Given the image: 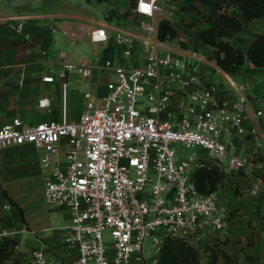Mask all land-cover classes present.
<instances>
[{
  "label": "built area",
  "instance_id": "1",
  "mask_svg": "<svg viewBox=\"0 0 264 264\" xmlns=\"http://www.w3.org/2000/svg\"><path fill=\"white\" fill-rule=\"evenodd\" d=\"M144 2L151 4V14L137 11L140 0H135L121 13L124 25L110 22L106 11L87 31L91 43L111 41L124 59L141 58L138 63L121 66L112 57L73 58L58 50V69L50 66L41 76L53 82L71 70L85 78L110 71L101 105L87 91L75 120L28 123L13 117L0 125V148L31 143L40 149L44 199L67 211L66 240L77 252L74 260L64 261L41 243L29 252V264H157L167 236L204 238L226 222L228 211L218 191L200 192L195 169L207 161L239 172L264 145L263 108L239 83L229 82L234 94L216 95L212 83L186 70L183 58L159 35L162 0ZM29 18L8 15L5 21L21 33ZM189 56L197 59L198 53ZM169 84L181 94L180 116L169 108ZM47 105V97L38 99V107ZM231 131L250 136L254 150H236ZM174 142L191 151L177 156ZM29 233L36 236L34 230ZM147 239L152 249L146 248Z\"/></svg>",
  "mask_w": 264,
  "mask_h": 264
},
{
  "label": "crops",
  "instance_id": "2",
  "mask_svg": "<svg viewBox=\"0 0 264 264\" xmlns=\"http://www.w3.org/2000/svg\"><path fill=\"white\" fill-rule=\"evenodd\" d=\"M85 1L92 3L93 0ZM94 1L93 5L110 4L106 10L111 12L110 22L124 25L122 14L131 8L126 0ZM208 9L209 5L200 0H164L162 3V20L173 29L172 35L166 33L164 37L167 44L183 60L190 57L192 49L198 52L199 48H206L204 56L207 62L201 64L207 69L215 66L217 49L202 43L197 30L206 27L204 14ZM20 14L30 16L25 20L21 33L9 28L5 21L8 15ZM99 19L100 16L92 10L70 6L67 0H0V125L13 117L28 123L48 119L72 121L84 107L85 92L89 91L92 96V87L97 86V94H103L105 81L112 76L110 71H93L90 77L85 78L71 70L64 78L56 76L53 82L41 81V76L50 66L55 71L58 69V50L66 51L73 58L88 52L102 58L112 57L113 63L121 66L139 62L141 58L124 59L119 47L111 41L91 43L88 40L87 31L94 26L92 22ZM263 28L264 16H258L245 22L230 38V42L245 54V59L239 71L231 73L232 76L222 73L228 81L241 84L249 97L264 109V66L253 65L246 55L247 48L262 34ZM82 44L87 45V53L80 51ZM198 74L203 82L215 86L216 95L234 94L231 87L227 88L220 77H216L215 71L208 69L206 73ZM80 81L87 88L78 92ZM168 87L171 92L169 108L180 116L182 111L177 102L181 94L174 85L169 84ZM41 97L48 98L46 107L37 106ZM242 124L248 128L249 121ZM230 135L236 150L244 153L254 150L250 136L243 137L233 131ZM259 152L262 159L252 161L241 174L231 177L242 187L240 193H235L228 185L221 187L225 179L217 187L220 201L228 211L224 225L207 237L185 239L196 250L198 264H208L209 250L205 246L216 241L235 264H264V145ZM39 155L40 149L31 143L0 148V238H14L18 243L16 255L22 257L18 262L8 259L0 264H29V252L41 243L45 251L64 261H72L77 256L75 246L66 240L68 232L63 227L67 211L48 205L44 199ZM29 230H34L36 236ZM217 264H225L221 256Z\"/></svg>",
  "mask_w": 264,
  "mask_h": 264
},
{
  "label": "trees",
  "instance_id": "3",
  "mask_svg": "<svg viewBox=\"0 0 264 264\" xmlns=\"http://www.w3.org/2000/svg\"><path fill=\"white\" fill-rule=\"evenodd\" d=\"M209 5L207 13L204 14L206 27L197 30L198 39L207 45L217 49L215 60L217 64L227 72H238L244 63L245 54L230 42V38L240 30L241 26L252 18L263 16L264 10L255 12L253 4L257 0H200ZM165 28L166 33L173 34V29L165 20L159 22V28ZM164 33H160V37L164 38ZM264 38V28L262 34L256 37L249 45L246 51L247 58L255 66H264V60L257 62L253 59V50L259 41ZM259 123L264 130V109L263 114L259 118ZM205 173L208 177L215 170L207 161L200 164L194 171L195 183L198 187L200 174ZM17 241L9 236L0 238V263L8 259H12L17 253ZM205 249H209L208 264H217L221 256L225 264H235L231 258L221 247L219 242H214L211 246L206 245ZM187 262V264H198V254L195 249L183 238L175 236H167L159 250L157 264H178L179 262Z\"/></svg>",
  "mask_w": 264,
  "mask_h": 264
},
{
  "label": "rangeland",
  "instance_id": "4",
  "mask_svg": "<svg viewBox=\"0 0 264 264\" xmlns=\"http://www.w3.org/2000/svg\"><path fill=\"white\" fill-rule=\"evenodd\" d=\"M257 1L258 2L255 1V3L253 4V10L255 12L264 10V0H257ZM67 3L73 7L78 6V7H84V8H87L89 10H92L95 14H97V16H100V17L103 16L104 11L108 10L109 7H111L110 4H108L107 2H103L101 4L93 5L95 3L94 0L92 1V3H87L85 0H67ZM134 3H135V0H126L127 5L130 4V6H132V4H134ZM162 3H164V0H162ZM59 5H63V4L60 3ZM127 5H126V7H127ZM259 21L261 24V20H259ZM165 31H166L165 28H162V27H161V29L159 28V35L161 32L164 33ZM165 34H166V32H165ZM164 37H166V35H164ZM80 48H81L80 51H82L83 53H87L88 47L86 44H82L80 46ZM205 49L199 48L200 51L197 52L199 59L198 58L192 59L190 57L187 58L186 63L188 65V68L193 69L195 67V65H197V63H199L198 66L194 69L195 72L203 74V73H206L208 71V69L211 72L215 71L216 77L217 78L220 77V79H221L220 81H222L224 83V85L230 89L228 81H226L227 79L224 77L222 71L226 72L229 76L233 75V74H231L232 72H227L225 69L220 67L217 64V62L215 63L214 67H208V69L205 67L204 64H201V63L207 62V58L204 56ZM193 50H195V49H192V51ZM87 54L89 55V52ZM91 56L94 57V55H91ZM252 56H253V59L257 62L264 60V38H263V40L259 41L256 48L253 50ZM213 65H214V63H213ZM215 69H217V71ZM232 78H235V77H232ZM86 88H87V86L82 81H80L78 83V90H79L78 92H80L81 90H84ZM262 90H264V88ZM91 97L93 99V102L96 105H101L100 95L97 94V86L92 87V96ZM255 103L257 104V102H255ZM174 148H175V152H176L177 156H179V157L184 156L191 151V149H183V145L180 142H174ZM196 153L203 154L204 151L202 149H198V150L196 149ZM252 154H253L251 157L252 161H259L260 159H262L261 153L259 151H257L256 153H252ZM210 164H211V167L215 170V172L211 173L208 177H206L205 173H203V172L200 174L199 177H200L201 181L198 182V187L200 188L198 190L200 192L207 193L209 191L217 190L218 189L217 187L223 183V179H225L226 182L223 185H221V187H223L224 185H228L230 189H233L235 191V193L241 192L240 189L242 187H240L238 185V183L235 182L234 180H231V177H234V175L239 174L240 172H242V170L239 172H235V173L234 172H226V171L219 169L217 166L213 165L212 163H210ZM102 235H103V239L108 242L109 238L107 236V232H103ZM146 248L152 249V243L150 242L149 239L146 240ZM206 250H209V249H206ZM12 259H14L16 262H18V260L22 259V257L19 254L18 255L15 254ZM7 261L8 260H6L4 262L6 263ZM135 262L138 263V261H135ZM178 264H187V262L183 261V262H179Z\"/></svg>",
  "mask_w": 264,
  "mask_h": 264
},
{
  "label": "clouds",
  "instance_id": "5",
  "mask_svg": "<svg viewBox=\"0 0 264 264\" xmlns=\"http://www.w3.org/2000/svg\"><path fill=\"white\" fill-rule=\"evenodd\" d=\"M151 3L154 4L155 0H151ZM145 7L148 9L147 11L144 10ZM137 11L142 12V13L151 14V4H146L144 0H140Z\"/></svg>",
  "mask_w": 264,
  "mask_h": 264
},
{
  "label": "water",
  "instance_id": "6",
  "mask_svg": "<svg viewBox=\"0 0 264 264\" xmlns=\"http://www.w3.org/2000/svg\"><path fill=\"white\" fill-rule=\"evenodd\" d=\"M190 58H192V57H190ZM192 59H195V58H192ZM186 60H187V58H185L183 61H184V64H185V69L186 70H191V69H189L188 68V65H187V63H186Z\"/></svg>",
  "mask_w": 264,
  "mask_h": 264
},
{
  "label": "bare ground",
  "instance_id": "7",
  "mask_svg": "<svg viewBox=\"0 0 264 264\" xmlns=\"http://www.w3.org/2000/svg\"><path fill=\"white\" fill-rule=\"evenodd\" d=\"M228 81V80H227ZM228 82H230V81H228ZM231 83H233V84H236L234 81L233 82H231Z\"/></svg>",
  "mask_w": 264,
  "mask_h": 264
},
{
  "label": "snow or ice",
  "instance_id": "8",
  "mask_svg": "<svg viewBox=\"0 0 264 264\" xmlns=\"http://www.w3.org/2000/svg\"><path fill=\"white\" fill-rule=\"evenodd\" d=\"M144 10L147 11L148 9L145 7Z\"/></svg>",
  "mask_w": 264,
  "mask_h": 264
}]
</instances>
